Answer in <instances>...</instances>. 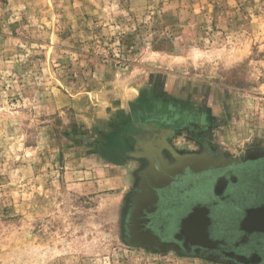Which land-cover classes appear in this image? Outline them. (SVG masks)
Masks as SVG:
<instances>
[{
	"label": "rangeland",
	"instance_id": "374dc122",
	"mask_svg": "<svg viewBox=\"0 0 264 264\" xmlns=\"http://www.w3.org/2000/svg\"><path fill=\"white\" fill-rule=\"evenodd\" d=\"M160 128L264 151V0H0V264H233L131 242Z\"/></svg>",
	"mask_w": 264,
	"mask_h": 264
},
{
	"label": "flooded vegetation",
	"instance_id": "af4514ba",
	"mask_svg": "<svg viewBox=\"0 0 264 264\" xmlns=\"http://www.w3.org/2000/svg\"><path fill=\"white\" fill-rule=\"evenodd\" d=\"M172 135V129L160 128L153 132L155 143L138 138L139 144L133 148L136 153L131 154L140 165L137 197L144 200L151 189L156 194L154 210L146 214L145 226L150 227L161 241L177 243L179 248H170L182 254L233 264H264V156L253 159H243L245 155L230 159L216 157V151L204 139L197 140L190 150H184L185 147L176 146L169 140ZM203 156L210 161H234L202 170H193L200 166L187 162L182 172L172 174L169 171L180 164L178 157H189L197 162ZM153 167L157 178L143 187L142 172ZM152 182L160 186L154 187ZM197 206L206 208V233L209 239L216 241L214 247L195 246L188 242L182 245L186 235L179 229L181 220ZM251 209L255 212L247 217ZM195 218L200 222L203 214L197 213Z\"/></svg>",
	"mask_w": 264,
	"mask_h": 264
},
{
	"label": "water",
	"instance_id": "95a60500",
	"mask_svg": "<svg viewBox=\"0 0 264 264\" xmlns=\"http://www.w3.org/2000/svg\"><path fill=\"white\" fill-rule=\"evenodd\" d=\"M259 156H264V151H251L245 154L243 159H253ZM179 160L184 159L186 157H178ZM234 160H225V159H216L215 161H210L206 166H201L196 168L192 165H189L193 170H202L206 169L208 166L213 167H221L227 164H230ZM183 162L184 160L180 162V164H177L175 167L177 168L175 171L173 170V173L176 172H182L183 170ZM150 169H145L142 172V183L141 185L145 187L146 183L150 181L148 175ZM168 180V179H167ZM166 180V181H167ZM152 185L154 187H159V183H153ZM156 199V194L154 193V190L151 189L149 191V194H146V197L144 196V200L142 197L139 196L138 200L136 201L135 206L133 207L131 214H130V222H129V233L132 238V243L147 245L152 250H165L167 248H170L171 246H175L177 248L178 244L175 242H166L161 241L159 236L156 235L150 227L145 226V222L147 221V218H145L147 213H150L154 210V202ZM202 213L203 218L200 222L197 221L195 218V215L197 213ZM255 212V209H251L247 212V217H250ZM206 208L202 206L194 207L193 210L181 220L180 223V231H182L186 236L184 242L182 245H186L185 243L188 242L190 245L195 246H203V247H214L216 244V241H213L207 237L206 233V225L208 223V218L205 215ZM176 238V237H175ZM195 238H201L199 240Z\"/></svg>",
	"mask_w": 264,
	"mask_h": 264
},
{
	"label": "crops",
	"instance_id": "0c3cea01",
	"mask_svg": "<svg viewBox=\"0 0 264 264\" xmlns=\"http://www.w3.org/2000/svg\"><path fill=\"white\" fill-rule=\"evenodd\" d=\"M170 107H172V106H170ZM178 116V115H177ZM181 125H183V124H181Z\"/></svg>",
	"mask_w": 264,
	"mask_h": 264
}]
</instances>
